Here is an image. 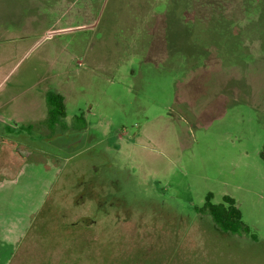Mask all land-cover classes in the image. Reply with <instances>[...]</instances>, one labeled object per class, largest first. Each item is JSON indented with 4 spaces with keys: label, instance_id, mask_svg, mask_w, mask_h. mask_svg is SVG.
<instances>
[{
    "label": "rangeland",
    "instance_id": "rangeland-1",
    "mask_svg": "<svg viewBox=\"0 0 264 264\" xmlns=\"http://www.w3.org/2000/svg\"><path fill=\"white\" fill-rule=\"evenodd\" d=\"M263 61L264 0H0V96L12 100L5 111L18 121L13 131L21 145L30 136L29 150L51 152L55 163L49 171L32 161L12 187L0 188V262L23 241L27 218L59 165L71 198L86 173L110 180L100 155L110 141L89 142L88 152L69 160L56 145L46 148L56 127L55 134L86 122L127 140L132 173L139 174L116 189L104 186L107 201L117 203H106L105 213L118 209L135 220L104 223L95 251H122L118 262L128 264L136 247L126 242L123 250L119 239L110 250L108 232H115L151 238L153 253L141 254L162 264H264ZM213 73L223 76L216 88ZM228 80L237 82L233 91ZM61 87L68 96L61 114L71 125L49 118L47 93L62 94ZM10 150L5 146L4 155ZM209 194L215 204L235 199L250 231L217 229L198 210ZM66 211L76 219V209ZM45 226L26 251L86 244L61 231L60 222Z\"/></svg>",
    "mask_w": 264,
    "mask_h": 264
},
{
    "label": "flooded vegetation",
    "instance_id": "flooded-vegetation-1",
    "mask_svg": "<svg viewBox=\"0 0 264 264\" xmlns=\"http://www.w3.org/2000/svg\"><path fill=\"white\" fill-rule=\"evenodd\" d=\"M62 89L63 87L60 89L62 94H59L61 98L59 105L64 109L66 108L65 104L68 100V96L63 93L64 89ZM10 102H12V100H5L0 96V188H3L4 186H8L9 188L12 187V182L17 180L21 170L28 168L29 163L32 161H38L39 164H42L43 169H49V171L55 167V163L53 164L51 161L53 159V157H51V152H48V156L45 157L37 156L34 151L29 150L30 147L26 145L25 141L28 142L30 136H27L28 138H26L25 141L22 140L21 145L18 133L13 131V128L16 127L18 121L15 120L12 115H7V111H5L4 108L7 106L6 103L9 104ZM5 116H7L6 119H4ZM60 119L66 122V124H72L66 114H62ZM79 119L82 118L76 117L78 123L80 121ZM55 123L56 121L53 124ZM80 124L82 125L78 127L68 126L65 131L60 130L55 134L56 130L60 129L59 126L56 127L55 133H53V136L55 135L56 138L54 140H51V137L46 139V148L48 149L53 146L52 144L56 145L55 147L60 151L59 153L62 152V155H66L64 160H69L71 157L89 150V142L93 141L94 144L99 146L102 142V137L108 142L110 141L108 147L101 149L104 156H102V153L100 154L102 160L105 163L107 162L112 170V175L107 173L110 174V180L107 182L104 177L99 178L100 175H98V172H95V174L92 175L86 173L80 177V180L73 184V190L71 192L75 191L76 193L71 198L62 186L64 183H59L62 181L61 174L63 169L59 165L58 170H56V172L54 171L55 175L53 178H50L48 181V189L44 192L41 201L36 206L35 212L27 218V228L21 236L23 241H19L10 253L5 254L0 264H11L15 256L19 255L22 250H26V246L29 247L31 243L36 242L37 239L34 235L40 233L37 237H41L43 235L42 231L47 229L45 226L46 223L55 222L58 224V222H60L61 231L71 230L78 238H85L86 240L91 241V243H94L99 240V236L104 233L102 231L105 228L104 223L113 221L115 224H123L125 226L126 223L130 221V226L133 220H135L132 216L121 215L120 213H122V211H118V209H115L114 214L109 211L105 213V211L110 208L108 205L111 204L112 206H115V204H117L112 202V200L110 202L107 201L106 189H116L120 184L127 185L128 182L131 181V177H134L137 180L139 178V174H133L131 170V165L134 163V160L132 159L134 152L133 147H131L132 145L127 140H116L115 138L108 137L106 128L100 123L87 125L86 122H84L79 123L78 125ZM6 128H9L10 131L8 132L4 130ZM5 146L11 149L9 156L4 155ZM19 149L26 151L20 153ZM59 157L61 158V156L57 155V158L55 159L60 161V163H63L64 160L62 161ZM84 177H87V182ZM98 178L100 183H97ZM104 186L107 188L105 189ZM155 194H157V192ZM67 203L72 204V206H68ZM106 203L108 204L107 206L105 205ZM71 207L76 209L77 212L75 213L76 219L69 221V214L66 209ZM38 228H40V231L37 230ZM108 234V240L112 241L113 244L119 239H121V242L124 239L128 242V245L138 248L140 253L142 252L140 250L143 248L148 249V252L146 253L147 255H149V252L153 253L152 249L154 246L150 241L151 238L146 239L140 236L132 238V240L129 236H116L115 232H108Z\"/></svg>",
    "mask_w": 264,
    "mask_h": 264
},
{
    "label": "trees",
    "instance_id": "trees-1",
    "mask_svg": "<svg viewBox=\"0 0 264 264\" xmlns=\"http://www.w3.org/2000/svg\"><path fill=\"white\" fill-rule=\"evenodd\" d=\"M245 11H247L246 8ZM260 61L262 62L261 59ZM222 79V75H220L219 73H213V86H215L216 88L218 82H220V80L222 82ZM232 83L233 82L228 80V85L226 86L227 90L236 88L237 82H234L233 84ZM225 91L226 90L217 91V94L223 92L225 93ZM60 100L61 98L58 94H48V102L49 105L52 106L49 110V118L51 120H55L62 115L61 113L64 109L61 107V105H59ZM198 210L201 212V214H208L213 225L224 234L234 236L240 232L247 233L250 231L249 227L246 226L243 222L241 211L238 208L235 199L230 196H225L222 203L215 204L212 202V195L209 194L207 196L205 204L202 207H199ZM77 238L78 237H75V240ZM108 243L110 244V250L112 249V247H115V244L112 245V241L109 240ZM40 246L43 247V245ZM118 246H120L124 250L126 246V240L123 239V241L119 243ZM90 247L93 250H91ZM95 249L96 248L92 245L91 241L86 240V244L82 246L81 249L77 248V250H74V248H65L62 250H49L48 248L45 250L44 248L43 250L38 249L35 252L25 250V252L27 253H25L24 256L21 255V257L19 258V263L20 261H23V264H123L118 262L123 256L120 255L122 251H120L119 253L111 252L112 254L108 255L105 252L95 251ZM148 257L142 256V254L139 252V249L136 248V253L131 254V259L133 261L131 259L130 261L126 260V257L125 260L128 264H145ZM151 257H153L151 264H162L161 260H156V258H154L155 256Z\"/></svg>",
    "mask_w": 264,
    "mask_h": 264
}]
</instances>
